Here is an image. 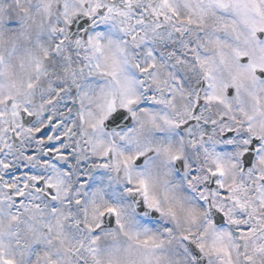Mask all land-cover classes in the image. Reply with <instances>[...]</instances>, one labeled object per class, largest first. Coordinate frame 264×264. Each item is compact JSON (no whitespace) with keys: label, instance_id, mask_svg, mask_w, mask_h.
<instances>
[{"label":"snow or ice","instance_id":"6c2138e0","mask_svg":"<svg viewBox=\"0 0 264 264\" xmlns=\"http://www.w3.org/2000/svg\"><path fill=\"white\" fill-rule=\"evenodd\" d=\"M0 264H264V0H0Z\"/></svg>","mask_w":264,"mask_h":264}]
</instances>
